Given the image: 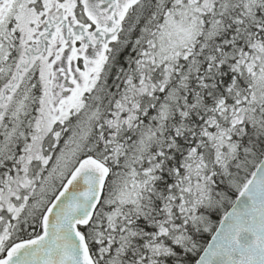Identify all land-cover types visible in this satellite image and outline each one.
<instances>
[{
	"label": "snow or ice",
	"instance_id": "1",
	"mask_svg": "<svg viewBox=\"0 0 264 264\" xmlns=\"http://www.w3.org/2000/svg\"><path fill=\"white\" fill-rule=\"evenodd\" d=\"M0 264H264V0H0Z\"/></svg>",
	"mask_w": 264,
	"mask_h": 264
}]
</instances>
